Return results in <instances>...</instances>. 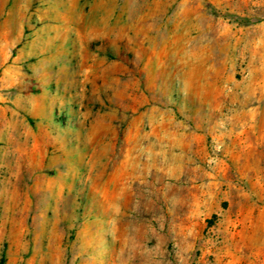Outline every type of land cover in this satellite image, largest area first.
I'll return each mask as SVG.
<instances>
[{
	"label": "rangeland",
	"instance_id": "obj_1",
	"mask_svg": "<svg viewBox=\"0 0 264 264\" xmlns=\"http://www.w3.org/2000/svg\"><path fill=\"white\" fill-rule=\"evenodd\" d=\"M0 264H264V0H0Z\"/></svg>",
	"mask_w": 264,
	"mask_h": 264
}]
</instances>
